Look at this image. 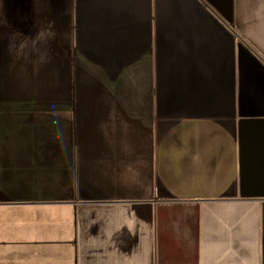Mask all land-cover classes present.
Returning a JSON list of instances; mask_svg holds the SVG:
<instances>
[{
    "label": "crops",
    "instance_id": "crops-1",
    "mask_svg": "<svg viewBox=\"0 0 264 264\" xmlns=\"http://www.w3.org/2000/svg\"><path fill=\"white\" fill-rule=\"evenodd\" d=\"M0 264H264V0H0Z\"/></svg>",
    "mask_w": 264,
    "mask_h": 264
}]
</instances>
